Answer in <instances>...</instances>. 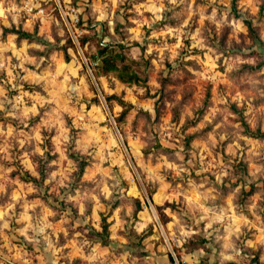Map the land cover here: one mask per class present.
<instances>
[{"label":"rangeland","instance_id":"374dc122","mask_svg":"<svg viewBox=\"0 0 264 264\" xmlns=\"http://www.w3.org/2000/svg\"><path fill=\"white\" fill-rule=\"evenodd\" d=\"M117 43L147 81L96 76ZM186 244L264 264V0H0V264Z\"/></svg>","mask_w":264,"mask_h":264},{"label":"trees","instance_id":"16d2710c","mask_svg":"<svg viewBox=\"0 0 264 264\" xmlns=\"http://www.w3.org/2000/svg\"><path fill=\"white\" fill-rule=\"evenodd\" d=\"M20 34L24 37H33L32 34L27 32H20ZM89 58V62L95 64L94 71L98 77L112 75L119 82L126 85L140 84L141 82L147 81L149 78L148 60L145 58H132L124 44L117 43L102 45L97 50V53L89 56ZM126 112L127 111L125 110L124 113ZM246 130L250 135H257L248 127ZM85 164V162L81 163V167L83 168ZM34 181H37V179L34 178ZM103 230L106 232L107 225L103 226ZM179 256L181 257V253ZM170 260L173 263L174 257L172 255L170 256Z\"/></svg>","mask_w":264,"mask_h":264},{"label":"crops","instance_id":"0c3cea01","mask_svg":"<svg viewBox=\"0 0 264 264\" xmlns=\"http://www.w3.org/2000/svg\"><path fill=\"white\" fill-rule=\"evenodd\" d=\"M93 65H95L93 63ZM100 244V243H99ZM72 246V245H71ZM157 250L158 249H155V251H151L152 253L150 255H148L147 257L144 258V261L141 263V264H170V262L172 263V261L170 260V258H163L161 256H157L156 253H157ZM160 250V248H159ZM200 249L199 247H190L188 244H186L184 246V249H183V252H182V257H183V262L187 261L188 264H194L192 261H190L191 259H196L197 257H201L202 256V253L200 252ZM203 251V250H202ZM73 252V250H72ZM204 252V251H203ZM74 254L72 256H75V252H73ZM172 255V254H171ZM89 256H85L84 259H88ZM97 257H91L89 259H96ZM61 259V257H58V260ZM60 261V260H59ZM12 263L15 264L14 261H12ZM56 263V262H54ZM60 263V262H59ZM62 263V262H61ZM134 261H130L127 260L126 258H124L122 264H133ZM20 264H23L22 261H20ZM44 264V262H43ZM113 264H116V262H113ZM174 264V263H172Z\"/></svg>","mask_w":264,"mask_h":264}]
</instances>
